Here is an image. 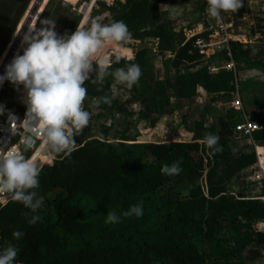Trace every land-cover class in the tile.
I'll return each mask as SVG.
<instances>
[{"label": "trees", "instance_id": "obj_1", "mask_svg": "<svg viewBox=\"0 0 264 264\" xmlns=\"http://www.w3.org/2000/svg\"><path fill=\"white\" fill-rule=\"evenodd\" d=\"M198 1L201 7L194 23L206 21L204 4ZM164 2L98 3L109 13L104 23L122 20L133 35L126 48L131 49L134 59L129 61L126 51L111 46L109 54L114 62L110 71L136 63L142 76L123 103L111 95L114 76H108L102 85L86 82L84 107L91 118L76 136L77 150L69 158L57 155L51 163L36 160L39 154L33 155L41 169L37 191L44 198L43 206L34 214L42 220L29 225L33 213L10 196L5 203L0 194V249L9 243L17 246L16 264H244L234 257L246 249L251 254L248 260L264 252V230L255 226L264 220V203L230 194V182L236 179L238 196L243 197L240 172L255 160L253 147L239 145L233 138L237 121L234 109L225 107L216 125L207 124L204 117L186 124L192 134L189 141L149 142L150 134L113 139L93 135L94 124L107 115L131 114V103L141 104L139 118L153 128L159 114L172 108L174 99L191 102L205 92L211 104L228 103L237 88L245 110L264 116V95L248 103L245 100L253 86L239 88L254 77H264V56L252 57L249 48L231 42L229 52H214H219L225 62L215 71V63L205 61L193 47L197 36L209 33L203 31L187 38L184 28L176 29L163 20ZM67 7V34H71L82 14L70 10V4ZM2 11L0 35L8 16L7 10ZM79 11L88 13V3H81ZM150 39L156 42L153 52L144 45ZM2 51L3 47L0 54ZM117 55L122 57L118 63ZM153 55L161 57L160 67L153 63ZM100 97L110 98L111 103L95 106ZM208 133L220 136L222 152L214 153L207 147ZM260 137L261 133L255 134L256 139ZM12 151L28 158L32 155L23 151L19 137L4 155ZM177 160L182 168L179 175L162 171L164 165ZM178 184L187 187V194H171ZM140 201L141 218L124 215ZM112 212L120 217L118 223L106 222ZM17 230L24 233L19 240L12 236Z\"/></svg>", "mask_w": 264, "mask_h": 264}, {"label": "clouds", "instance_id": "obj_2", "mask_svg": "<svg viewBox=\"0 0 264 264\" xmlns=\"http://www.w3.org/2000/svg\"><path fill=\"white\" fill-rule=\"evenodd\" d=\"M122 3L126 0H121ZM207 13L217 24H222L225 14L236 13L244 6V0H207ZM103 16L85 17L71 34L58 35L55 31V17L40 19V27L33 26L23 33L21 38L22 54L16 55L5 66L0 75V85L8 81L15 86H23L27 112V135L23 139L26 153L36 146L40 139L39 151L44 153L49 162L57 155L69 158L77 150L76 136L90 123L91 113L84 107L88 97L86 82L102 85L112 75L118 83L131 89L139 83L142 71L139 64L129 63L126 67L110 71L113 59L109 54L111 46L128 53L129 61L134 59L131 49L126 48L133 39L127 24L122 20L112 19L104 23ZM17 35L19 33H16ZM122 57L117 55L115 62ZM99 90V89H98ZM111 103L108 97L98 98L94 104ZM4 108L0 105V115ZM9 113L8 121H15ZM220 136L208 133L205 143L214 153L222 152ZM181 161L164 165L162 171L168 175H179ZM40 172L35 158H28L16 151L0 155V194L10 196L12 201L21 203L33 215L29 225L42 220L37 212L43 206L44 198L38 194ZM27 216L28 213H25ZM125 216H143V201L132 205ZM120 217L109 213L107 223L115 224ZM14 239L24 236L22 231H13ZM19 248L11 243L0 249V264H16Z\"/></svg>", "mask_w": 264, "mask_h": 264}, {"label": "rangeland", "instance_id": "obj_3", "mask_svg": "<svg viewBox=\"0 0 264 264\" xmlns=\"http://www.w3.org/2000/svg\"><path fill=\"white\" fill-rule=\"evenodd\" d=\"M36 1L37 0H0V25L2 20V10H7L6 13L8 15L4 30L0 35V48L3 47V51L0 54V67L17 37L16 33H19L21 27L25 24V21L33 9ZM69 4L71 5L70 10L76 9L78 12H80V1L77 0H42L38 11L31 19L28 29L33 26L39 28L40 19L55 17V31L58 33V35L67 34L70 19L69 8L67 7ZM162 7L166 11V13L162 16L163 20L168 23H172L176 29L184 28L186 33H188V28L190 25H194L196 27L195 29H191L193 33H198L201 29V26L197 25L198 23H194L195 17L198 16V9L201 7L198 0H166ZM81 14L82 16L79 24L84 21L85 17H95L99 15L105 18L106 16H109V13L103 10L100 5L97 9H90L86 15L83 13ZM225 16L226 23H232L233 29H235V31L241 35V40L238 42L241 43L244 48L250 49L252 57L262 58L264 56V38H262V32L264 31V0H250V2H244V6L237 10L236 13L225 14ZM204 21L205 20H203V22ZM205 25L203 24L202 30L204 29ZM75 30L76 28L73 30V32ZM4 38H7V40L5 41ZM144 45L153 52L156 47V42L155 40L150 39L147 40ZM22 52L23 49L20 42L12 59L16 55L22 54ZM203 55V59L205 61H213L216 65V68L223 67V65H225L224 59L221 57L219 52H216L215 54L213 53V55L209 53ZM152 58L153 63L160 67L159 61L161 57L158 55H153ZM249 86H253V89L246 97L245 101L248 103H251L255 96L264 95V77H254L253 79L245 82V84L239 88H242L243 90ZM131 94L132 93L130 92V89L127 88L125 84L118 83L114 77L111 91L112 97L123 103L126 101V99H129ZM25 95L26 94L22 85L15 86L7 80L4 81L2 85H0V105H2L4 108V114L0 115V127L2 124L8 121L9 113L14 115L26 110L27 104ZM219 103L222 104L223 101H219ZM227 107H229V105H227ZM128 109H131V114H128L127 112L116 113L114 115L109 114L106 118L96 122L94 124L93 131L94 137L101 139H113L114 137H121V135L128 134L143 133L144 135H149L151 133L149 123L141 120L138 115V111L141 109V104L131 103L128 105ZM224 110L225 105L222 108H219V104H211L208 96H196L191 102L174 99L172 102V108L159 114L158 116V121L162 125L160 126V130L166 133V139L169 141H188L191 139V134L188 132L186 124L195 119L204 117V120L207 124L216 125L220 114L225 112ZM257 116L260 120L264 119L262 113H258ZM252 117L256 119L255 115ZM38 140L40 139L38 138L37 141ZM238 143L243 145L239 141ZM244 143L246 144L245 141ZM37 148L35 147L33 150H29V152L32 153V156L40 153L39 148ZM42 155L44 158H42V161L48 159L44 153L40 154V156ZM236 185L237 182H230V188ZM187 191V187L178 184L174 186V190L171 192V194L179 197L180 195L187 194ZM260 226L262 227L260 229L264 230V226ZM229 244L233 246V241H230ZM247 256H251V254H249L246 249L234 258L242 261L244 264H264V252H262L260 256L254 257L250 260H248Z\"/></svg>", "mask_w": 264, "mask_h": 264}, {"label": "built area", "instance_id": "obj_4", "mask_svg": "<svg viewBox=\"0 0 264 264\" xmlns=\"http://www.w3.org/2000/svg\"><path fill=\"white\" fill-rule=\"evenodd\" d=\"M77 1H80V4L83 2H87L88 6L90 7L89 10H92L93 8H99V2H105L107 5H110L114 0ZM201 1L204 4V14L206 19V25L204 26L203 31H207L209 34L206 37L197 36L194 40L193 47L198 49L201 54H213L215 51L220 50H226L229 52L230 43L240 41L241 35L237 33L235 29H233L232 23L228 24L224 20L222 24H217L216 21L207 13V0ZM244 2H250V0H244ZM262 38H264L263 34ZM233 65L234 64L232 63L231 66L233 67ZM204 95L206 94L204 93ZM214 104H219V107L229 105L230 108L234 109L237 112V121L233 125V138L236 139L237 142H241L243 145H251L255 154L254 162L240 172L241 180H239V182H241L242 189L244 190L243 197L238 196V184L236 186H233L230 194L234 195L238 199H258L262 203H264V119L260 120L256 115L255 119L252 117L254 115L253 113L245 110L238 88L233 93L232 98L228 103L220 104L219 102H215ZM26 112L27 108L23 112L14 114L16 118L15 121H7L6 123L1 125L0 155H4L6 153L16 137H19L20 144L24 146L23 139L28 133L26 131V125L23 124L22 121L26 119ZM256 133H261V137L259 139L255 138ZM38 138L39 137L37 136L36 140ZM244 141L246 142V144L244 143ZM35 147H38V141ZM43 162L51 163L48 159L44 160ZM234 181L238 182V180L236 179ZM260 225L264 226V220H261L259 223H257L256 227L260 229Z\"/></svg>", "mask_w": 264, "mask_h": 264}, {"label": "water", "instance_id": "obj_5", "mask_svg": "<svg viewBox=\"0 0 264 264\" xmlns=\"http://www.w3.org/2000/svg\"><path fill=\"white\" fill-rule=\"evenodd\" d=\"M42 3V0H37L35 5L33 6V9L31 10V12L29 13L26 21H25V24L21 27L20 31H19V34L17 35L9 53L6 55L1 67H0V75L3 74L4 70H5V66L8 65L11 60H12V57L14 56L15 52H16V49L18 48V45L20 44L21 42V38H22V35L24 32L27 31L30 23H31V19L34 17V15L36 14V12L38 11V8H39V5Z\"/></svg>", "mask_w": 264, "mask_h": 264}, {"label": "crops", "instance_id": "obj_6", "mask_svg": "<svg viewBox=\"0 0 264 264\" xmlns=\"http://www.w3.org/2000/svg\"><path fill=\"white\" fill-rule=\"evenodd\" d=\"M121 1V0H120ZM202 23V24H201ZM203 24L205 25V21L204 22H200V23H198L197 25H199V26H201V29L199 30V32L198 33H200V32H202L203 30H202V26H203ZM196 27H194V29H195ZM198 29H199V27H198ZM198 33H193V31L191 30V29H189L188 30V33H186V35H187V38H189V37H191L192 35H195V34H198ZM221 67H219V68H216V65H215V71H218L219 69H220ZM114 81V80H113ZM205 93V92H204ZM204 93H201L200 95H203V96H206V95H204ZM263 96V95H262ZM224 103V102H223ZM225 107H227V105H225ZM219 108H222V107H219ZM251 112V111H250ZM252 113V112H251ZM259 113H262V112H259ZM254 115H258V113H253ZM160 126H162L161 125V123L158 121L157 122V124H156V126L155 127H153V128H150V137H152L151 139L152 140H149V142H158L159 141V139H161V140H163V142H170L169 140H167L166 139V137H167V135H166V133L163 131H161L160 130ZM191 134V133H190ZM141 135H144L143 133L141 134ZM192 135V134H191ZM190 140V139H189ZM188 140V141H189ZM173 141V140H172ZM39 144H40V140H38V148H39ZM37 148V149H38ZM42 152H40L39 153V155L41 154ZM33 157V156H32ZM39 157V159H40V161L41 162H43L42 161V157H43V155L42 156H38ZM38 157H37V159L36 160H39L38 159ZM46 160V159H45ZM44 163V162H43ZM261 221V220H260ZM260 221H258V223L260 222ZM257 224V223H256ZM262 228V227H261ZM261 230V229H260Z\"/></svg>", "mask_w": 264, "mask_h": 264}, {"label": "bare ground", "instance_id": "obj_7", "mask_svg": "<svg viewBox=\"0 0 264 264\" xmlns=\"http://www.w3.org/2000/svg\"><path fill=\"white\" fill-rule=\"evenodd\" d=\"M87 14V11L85 12V15Z\"/></svg>", "mask_w": 264, "mask_h": 264}]
</instances>
